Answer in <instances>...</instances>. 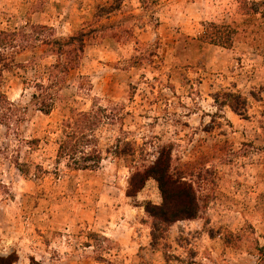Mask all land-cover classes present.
<instances>
[{
	"label": "rangeland",
	"instance_id": "rangeland-1",
	"mask_svg": "<svg viewBox=\"0 0 264 264\" xmlns=\"http://www.w3.org/2000/svg\"><path fill=\"white\" fill-rule=\"evenodd\" d=\"M35 1L41 10H30ZM111 3L0 0V30L31 20L56 37L88 32L81 65L54 88L47 113L33 93L51 83L58 56L18 66L46 50L31 38L0 59V92L18 104L0 107V255L13 264H264V0H124L99 16ZM214 25L231 29L229 47L205 40ZM93 104L111 116L93 136L103 159L73 169L57 156L55 128ZM117 142L123 157L108 152ZM160 152L192 187L196 217L156 226L146 210L163 200L154 178L128 195L131 175Z\"/></svg>",
	"mask_w": 264,
	"mask_h": 264
},
{
	"label": "trees",
	"instance_id": "trees-1",
	"mask_svg": "<svg viewBox=\"0 0 264 264\" xmlns=\"http://www.w3.org/2000/svg\"><path fill=\"white\" fill-rule=\"evenodd\" d=\"M124 0H112L111 5H99V16L110 15L119 9ZM148 3L149 0H143ZM43 1H35L31 7V11L41 10ZM222 27L218 25L211 26L205 34V40L215 44H220L229 47L232 44L231 29L228 26ZM88 32L80 31L68 37H56L54 29L46 24L34 23L31 20L25 24L16 27L15 29L0 30V59L5 58L4 51L12 48H18L19 51H24L30 47L28 42L31 38L41 42L46 47L41 55H33L32 60L19 61L18 66L29 67L34 66L37 59H44L50 55L58 56V60L50 64L48 67V79L51 83L36 82L39 91L33 93L34 104L40 109L49 112L55 102V97L58 94V88L54 89L59 83L65 82L70 71L79 68L82 58L85 53L86 41ZM23 42V43H22ZM26 42V44H24ZM22 43V44H21ZM5 60V59H4ZM15 62V59H12ZM63 72L59 76L58 72ZM8 104L11 108L17 107V103L10 101L7 96L0 92V107ZM90 111L73 110L68 118L63 120L59 127L55 130L61 131L59 136L58 158L69 159L70 166L73 169H94L99 166L103 159L104 151L94 143L93 136L95 130L102 124L104 119H110L104 107L93 104ZM237 109V108H236ZM17 118V115H16ZM54 131V132H56ZM130 143L127 142L125 145ZM127 149L124 145L117 142L112 151L116 157H123ZM25 173L27 170L22 169ZM154 178L162 192L163 200L160 204L148 202L146 210L155 219V225L170 224L177 220L194 218L197 216L200 206L192 187L182 180L178 179L171 173L170 155L165 152H160L157 159L144 170H136L130 177L128 195L134 196L146 184L147 180ZM264 261V249L261 257ZM12 258L0 255V264H13Z\"/></svg>",
	"mask_w": 264,
	"mask_h": 264
}]
</instances>
